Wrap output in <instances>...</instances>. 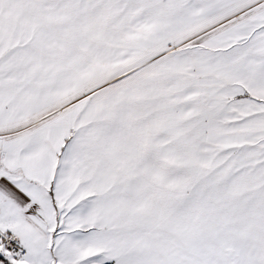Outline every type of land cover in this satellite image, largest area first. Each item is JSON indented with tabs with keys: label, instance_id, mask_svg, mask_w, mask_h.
Listing matches in <instances>:
<instances>
[{
	"label": "snow or ice",
	"instance_id": "6c2138e0",
	"mask_svg": "<svg viewBox=\"0 0 264 264\" xmlns=\"http://www.w3.org/2000/svg\"><path fill=\"white\" fill-rule=\"evenodd\" d=\"M0 264H264V0H0Z\"/></svg>",
	"mask_w": 264,
	"mask_h": 264
}]
</instances>
